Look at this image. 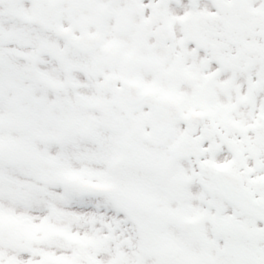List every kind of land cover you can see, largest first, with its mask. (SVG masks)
Here are the masks:
<instances>
[{
  "label": "snow or ice",
  "instance_id": "obj_1",
  "mask_svg": "<svg viewBox=\"0 0 264 264\" xmlns=\"http://www.w3.org/2000/svg\"><path fill=\"white\" fill-rule=\"evenodd\" d=\"M0 264H264V0H0Z\"/></svg>",
  "mask_w": 264,
  "mask_h": 264
}]
</instances>
